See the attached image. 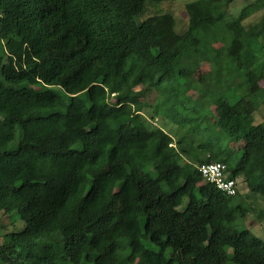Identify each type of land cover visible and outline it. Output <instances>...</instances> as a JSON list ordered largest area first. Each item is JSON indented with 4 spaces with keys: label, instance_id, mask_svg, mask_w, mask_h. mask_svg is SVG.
Returning a JSON list of instances; mask_svg holds the SVG:
<instances>
[{
    "label": "trees",
    "instance_id": "obj_1",
    "mask_svg": "<svg viewBox=\"0 0 264 264\" xmlns=\"http://www.w3.org/2000/svg\"><path fill=\"white\" fill-rule=\"evenodd\" d=\"M165 1L0 0V264H264L239 186L264 200V10L194 0L178 30Z\"/></svg>",
    "mask_w": 264,
    "mask_h": 264
},
{
    "label": "rangeland",
    "instance_id": "obj_2",
    "mask_svg": "<svg viewBox=\"0 0 264 264\" xmlns=\"http://www.w3.org/2000/svg\"><path fill=\"white\" fill-rule=\"evenodd\" d=\"M194 0H167L164 3L160 4L157 7H152L150 10V14H155L158 12H171L173 13V15L176 18L177 21V27L178 30H183L185 29L186 25H187V13H186V4L189 2H192ZM256 0H234L230 6V13L233 16L238 15L242 9L246 6L249 5V3H253ZM258 5L261 6V9L258 8ZM255 8L259 11H257V13H255L254 15H252L250 18H248L245 23L247 22H253L258 20L261 17V13L263 12V8H264V0H258L257 4L255 5ZM253 9V8H252ZM251 9V10H252ZM223 46H221V44H215L214 48L215 49H220ZM213 49V46H212ZM262 61L264 60V51H262ZM210 70V66L208 63H203L201 65H199L198 67L194 68V72L196 77L201 76L202 74H205L206 72H208ZM224 94L227 96V98H229L231 101L238 99L239 97H241V94L239 92H235L234 89L224 92ZM190 95H194V94H190ZM264 97H259V99L257 100L258 102ZM155 99V94H153L149 101L154 102ZM264 106V105H263ZM264 115V114H263ZM253 116L256 118L257 116V109L254 111ZM258 122V121H257ZM261 122L264 123V120H262ZM154 123L157 124L160 127H164L167 131L171 132L173 135H175V131L177 130L176 128H174L173 125H170L171 123L166 122V120H161V118H158L156 120H154ZM242 143L240 141L234 142L230 147V152L235 153L241 150L242 148ZM240 184V194L243 196V200H245L244 202L246 203V205H248L250 207V213L247 215V218L245 219V224L242 225L241 223V227H246L249 230L252 231V233H254V235L256 236V238L258 240H261L264 242V200L262 198H260L257 195H253L250 194L247 191V188L241 183V180L239 181ZM235 200L237 201V198H235ZM187 204V201L184 202V205ZM2 222L5 223L2 224ZM4 225L5 230H0V236L4 235L5 233L8 232H12V231H16V230H20L21 228H23V222L18 218L17 215H13L12 217L8 218L7 216H0V226ZM6 239H4V237L0 238V243L5 242ZM228 253L231 256L232 255V251L228 249ZM229 264H232L231 262H229Z\"/></svg>",
    "mask_w": 264,
    "mask_h": 264
},
{
    "label": "built area",
    "instance_id": "obj_3",
    "mask_svg": "<svg viewBox=\"0 0 264 264\" xmlns=\"http://www.w3.org/2000/svg\"><path fill=\"white\" fill-rule=\"evenodd\" d=\"M199 172L206 182L213 184L227 196L234 197L238 194L237 182L229 176L225 164L220 162L202 164L199 166Z\"/></svg>",
    "mask_w": 264,
    "mask_h": 264
},
{
    "label": "crops",
    "instance_id": "obj_4",
    "mask_svg": "<svg viewBox=\"0 0 264 264\" xmlns=\"http://www.w3.org/2000/svg\"><path fill=\"white\" fill-rule=\"evenodd\" d=\"M262 51H264V48H262ZM261 87L262 89L264 90V83L261 84ZM263 95L261 97H264V92L262 93ZM264 98H262L259 102L257 101V104H256V109H257V116L256 118L252 115V127H254L255 125L257 124H260L263 122H261L262 120H264ZM258 121V122H257Z\"/></svg>",
    "mask_w": 264,
    "mask_h": 264
}]
</instances>
